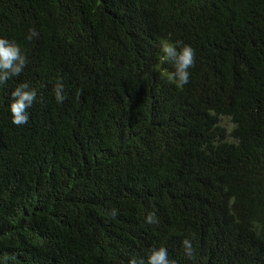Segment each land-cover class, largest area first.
Masks as SVG:
<instances>
[{"label":"trees","instance_id":"obj_1","mask_svg":"<svg viewBox=\"0 0 264 264\" xmlns=\"http://www.w3.org/2000/svg\"><path fill=\"white\" fill-rule=\"evenodd\" d=\"M0 38L28 61L0 86V264H143L160 246L264 264V0H0ZM165 40L195 51L182 88ZM21 83L37 100L15 126Z\"/></svg>","mask_w":264,"mask_h":264},{"label":"clouds","instance_id":"obj_2","mask_svg":"<svg viewBox=\"0 0 264 264\" xmlns=\"http://www.w3.org/2000/svg\"><path fill=\"white\" fill-rule=\"evenodd\" d=\"M37 37L38 32L35 29H29L26 39L31 41ZM160 54V60L172 67V71L167 73V79L176 87L182 88L189 82V69L195 64L194 49L188 45H182L180 41L165 40L160 44ZM27 63V58L15 41L0 38V86L6 84L13 77H18L24 71ZM53 95L58 104L67 99L64 85L59 80L53 88ZM10 96L12 102L9 104L8 110L11 115V123L15 126L27 124L29 122L28 109L37 100L36 89L31 88L27 83H21L11 92ZM109 215L111 218H115L118 215L117 210L113 208ZM144 219L145 223L149 225L158 223L154 212H149ZM182 245L185 255L191 258L194 252L191 239H184ZM128 264H138V262L132 258ZM143 264H175V261L170 260L168 250L160 246L149 250Z\"/></svg>","mask_w":264,"mask_h":264},{"label":"rangeland","instance_id":"obj_3","mask_svg":"<svg viewBox=\"0 0 264 264\" xmlns=\"http://www.w3.org/2000/svg\"><path fill=\"white\" fill-rule=\"evenodd\" d=\"M222 123H223V124H226V125H229L228 119H226V118H224V119L222 120ZM228 127H229V126H228Z\"/></svg>","mask_w":264,"mask_h":264}]
</instances>
